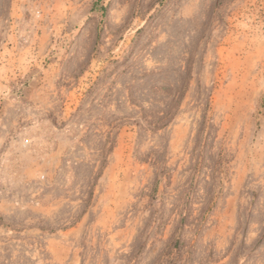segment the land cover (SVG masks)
Listing matches in <instances>:
<instances>
[{
  "label": "rangeland",
  "instance_id": "1",
  "mask_svg": "<svg viewBox=\"0 0 264 264\" xmlns=\"http://www.w3.org/2000/svg\"><path fill=\"white\" fill-rule=\"evenodd\" d=\"M0 264H264V0H0Z\"/></svg>",
  "mask_w": 264,
  "mask_h": 264
}]
</instances>
